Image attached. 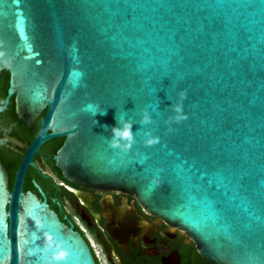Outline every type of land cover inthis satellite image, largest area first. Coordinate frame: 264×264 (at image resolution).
Masks as SVG:
<instances>
[{
  "label": "water",
  "instance_id": "1",
  "mask_svg": "<svg viewBox=\"0 0 264 264\" xmlns=\"http://www.w3.org/2000/svg\"><path fill=\"white\" fill-rule=\"evenodd\" d=\"M3 70L0 113L15 95L28 125L45 115L11 190L0 163V264H98L23 191L54 137L70 181L128 192L211 264H264V0H0ZM117 117L134 124L127 151Z\"/></svg>",
  "mask_w": 264,
  "mask_h": 264
},
{
  "label": "flooded vegetation",
  "instance_id": "2",
  "mask_svg": "<svg viewBox=\"0 0 264 264\" xmlns=\"http://www.w3.org/2000/svg\"><path fill=\"white\" fill-rule=\"evenodd\" d=\"M9 81V71L3 70L0 108L5 104ZM44 115L45 112L28 125L17 112L15 95L0 113V163L10 190ZM65 139L54 137L40 145L22 188L46 200L64 223L81 232L98 264H211L199 254L191 237L147 212L128 192L84 187L67 179L55 160Z\"/></svg>",
  "mask_w": 264,
  "mask_h": 264
},
{
  "label": "clouds",
  "instance_id": "3",
  "mask_svg": "<svg viewBox=\"0 0 264 264\" xmlns=\"http://www.w3.org/2000/svg\"><path fill=\"white\" fill-rule=\"evenodd\" d=\"M179 95H180L181 101H183V99H185L187 96V92L181 91ZM174 111L178 114L182 113V111H183L182 103L176 104L174 106ZM103 112H106V110H104ZM103 112H102V114H103ZM143 119H144L145 123L150 122L151 116L149 114L145 113ZM183 119H187V116L186 115H177L174 118V122L179 123ZM117 120H118V124L111 128V132L113 133V135H112V137H113L112 146L117 147L120 143V140L123 139L124 141L127 142L126 144L123 145V150L127 151L132 146V144L134 143L133 131H132L134 124H133V121L126 120L123 117H117ZM157 142H158V139H152V138H149L146 141V143H148V144H153V143H157Z\"/></svg>",
  "mask_w": 264,
  "mask_h": 264
},
{
  "label": "built area",
  "instance_id": "4",
  "mask_svg": "<svg viewBox=\"0 0 264 264\" xmlns=\"http://www.w3.org/2000/svg\"><path fill=\"white\" fill-rule=\"evenodd\" d=\"M82 228H83V226L82 225H80ZM84 229V228H83ZM85 230V229H84ZM93 246L95 247V244L93 243Z\"/></svg>",
  "mask_w": 264,
  "mask_h": 264
}]
</instances>
